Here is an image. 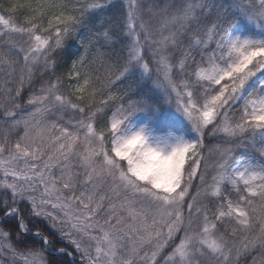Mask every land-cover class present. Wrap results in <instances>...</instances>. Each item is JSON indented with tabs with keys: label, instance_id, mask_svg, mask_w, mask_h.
Wrapping results in <instances>:
<instances>
[{
	"label": "snow or ice",
	"instance_id": "snow-or-ice-1",
	"mask_svg": "<svg viewBox=\"0 0 264 264\" xmlns=\"http://www.w3.org/2000/svg\"><path fill=\"white\" fill-rule=\"evenodd\" d=\"M0 264H264V0H0Z\"/></svg>",
	"mask_w": 264,
	"mask_h": 264
}]
</instances>
